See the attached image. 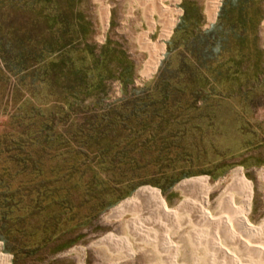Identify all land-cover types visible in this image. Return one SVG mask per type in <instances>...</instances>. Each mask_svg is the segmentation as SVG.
<instances>
[{
  "label": "rangeland",
  "instance_id": "obj_1",
  "mask_svg": "<svg viewBox=\"0 0 264 264\" xmlns=\"http://www.w3.org/2000/svg\"><path fill=\"white\" fill-rule=\"evenodd\" d=\"M147 1L0 0V209L4 215L0 222V257L7 258L8 264H170L173 259L180 264L182 257L191 262L202 247L193 244L198 231L183 224L185 218L174 223L172 243L178 245L169 252L158 243L157 247L147 244L141 234L131 230L132 224L150 223L155 215L119 216L117 212L111 214L112 210L139 189L147 188L154 190L169 210L179 211L183 196L177 186L182 181L202 180L212 186L229 180L238 169L251 189L246 219L252 226L264 219V0H255L246 11L248 19L242 22L243 29L236 36L228 33V47L233 53L236 49L243 53L231 55L234 64L230 74L234 75L223 80V71L222 80L219 77L217 83L213 82L211 94L204 101L192 103L183 117L154 120V140L145 142L147 135L140 139L145 146L138 149L142 163L134 179L126 182L129 166L112 165L109 161L104 165L99 159L92 164L94 170L89 162L81 167L80 171L87 173L81 180L78 173L71 179L66 177L69 165L60 156L63 150L44 149L43 138L30 146H19L33 130L31 110L40 107L44 112L59 107L61 87L73 83L74 77H58L63 72L61 66H69L62 65L59 57L65 63L69 59L74 62L81 84L82 78H92V101L101 102L103 108L130 98L133 91L144 89L155 78L166 60L167 43L186 17L188 32H192L188 48L201 58L190 63L195 68L203 64L207 55H203L196 36L217 22L223 0L218 1L212 22L206 13L208 0H179L174 4L162 0L163 5L178 12L176 17L173 14L176 22L163 40L160 18L150 12ZM186 2L190 4L187 12ZM259 16L261 20L257 22ZM142 39L163 46L149 77L141 74L148 59V52L140 44ZM184 39L182 36L180 44H184ZM42 47L59 53L46 60L44 54L39 67L33 54ZM184 52L185 48L178 46L174 58L179 59ZM7 59L12 61L13 74H8L2 63ZM23 68L26 71H21ZM42 77L51 81L49 89L54 97L41 94ZM59 119L55 117V124ZM116 131L105 136L103 147L126 149L124 133ZM91 171L98 175L94 184L87 187ZM185 174L189 177L173 183ZM129 186H134V190L127 194ZM3 188L12 192L11 198H4ZM46 189L57 192L58 201L38 199V193ZM217 194L209 193V202ZM119 197L116 204L103 210V205ZM148 232L155 233L158 240L163 233L152 229ZM105 237L111 238V243L98 245Z\"/></svg>",
  "mask_w": 264,
  "mask_h": 264
},
{
  "label": "trees",
  "instance_id": "obj_2",
  "mask_svg": "<svg viewBox=\"0 0 264 264\" xmlns=\"http://www.w3.org/2000/svg\"><path fill=\"white\" fill-rule=\"evenodd\" d=\"M254 3L255 0H223L217 22L210 30L199 31L197 33L196 38L202 47L203 55H207V58L203 60V64H199L197 68L191 65L190 62L201 60V58L198 57L199 55L195 56V54L199 53H192L188 48V37L192 35V32H188L187 17L184 18L177 25L172 38L167 43L166 60L155 78L146 84L144 89L133 91L130 98L117 100L114 103L105 105L104 108L101 102L95 103L92 101V78H82L83 83L81 84L74 62L69 59L65 63L62 57H59L62 65L69 63V66H61L63 72H60L58 77L60 80H63L64 76L67 78L74 77L73 83H70L66 87H61V96H58L61 97L62 105L59 107L54 106V108H48L44 112L41 111L40 107L31 110L34 117L32 115L30 119L35 120L30 128L33 130L26 136V139L21 140L19 146H30L43 138L46 140L42 141L44 149L46 147L53 149L54 147V150H63L60 156L62 155V161L69 165L66 177L71 179L78 173V179L81 180L87 174L85 171H80L81 167L86 162H89V166H92L96 159L101 160V164L104 165L109 161L112 165L129 166L131 169L125 173L127 176L126 182L134 179L136 177L135 172L142 163V157H140L138 149L145 146L141 145L140 139L142 135H147L148 138L145 142L154 140L151 136L153 135L151 128L155 124L154 120L165 117L170 119L183 117V113L187 111L192 103L194 104L199 100L204 101L206 99L205 96L211 94L213 82L217 83L216 79L220 78L222 80L220 75H223V71H225L223 80L228 81V77L234 75L230 74L231 64H234L231 55L236 53L237 56H240L243 53L240 49L239 51L237 49L234 50V53L231 51L228 47V39H230L228 33L231 31V34L236 36L238 34L236 32L239 29H243L241 27L244 25L242 22L248 19L246 11L251 9ZM185 5L188 7L186 9L187 12L190 10V4L186 2ZM230 14L231 16H229ZM256 19L259 22L261 17L259 16ZM236 22L239 23L237 26L227 27V24H236ZM182 36L186 38L183 40L184 44H180ZM180 45L185 48V52L179 59H175L174 51ZM48 48L42 47L36 49V53L33 54V59L35 58L39 61V67L43 64L44 54H46V60L51 54L59 53L58 51L53 52ZM225 55L230 56L228 59H225ZM27 57L26 60L28 62L30 61V52L29 56L27 54ZM3 62L6 65L5 68H8L7 73L13 74L11 59L3 60ZM227 65L228 68L226 67ZM21 67L23 66L21 65ZM21 71L26 70L23 68ZM195 73L198 74V80L195 79ZM55 77H57L56 73ZM50 82L46 77L41 78V94L47 97H54L51 94L52 91L49 89ZM31 94L36 96L35 93L31 92ZM55 117L60 118L58 124H55ZM66 119H69V121H66ZM62 122H65L64 126L58 127ZM164 122L168 123L167 121ZM116 129L119 133H124V140L127 144L126 149L120 148L116 150L117 147L111 146L108 148L101 145L102 141L106 140L104 139L105 136L114 133ZM104 160L106 161L104 162ZM14 161L16 162V160ZM91 169L94 170L93 166ZM89 174L91 176H89L87 187L94 184L98 175L94 171H91ZM187 177H189L188 174L179 176L174 179L173 183ZM128 188L130 191L127 194L132 193L134 186H129ZM7 190L8 188H3L2 190L4 191L2 193L5 199H9L13 195L12 192ZM57 195V192L54 190L46 189L43 193H38V199L46 202H56L58 201ZM104 195L107 196L108 194ZM103 196L102 198H104ZM120 198L103 205V210L116 204ZM60 203L64 207L65 202L63 199H61ZM3 216V210L0 209V222H2Z\"/></svg>",
  "mask_w": 264,
  "mask_h": 264
},
{
  "label": "bare ground",
  "instance_id": "obj_3",
  "mask_svg": "<svg viewBox=\"0 0 264 264\" xmlns=\"http://www.w3.org/2000/svg\"><path fill=\"white\" fill-rule=\"evenodd\" d=\"M217 1L209 0L207 4L210 19L217 7ZM158 6L163 18L161 37L165 38L171 26L176 22V19H170V16L178 12L168 9L160 3ZM104 17L106 20V12ZM140 42L143 49L148 52V59L143 65L141 74L144 77H149L163 46L160 43L150 44L146 39H142ZM261 176L264 180V173ZM177 189L183 196L179 211L169 210L154 190L142 188L136 191L132 198L125 200L112 210L111 214L117 212L120 214L119 216H123L125 214L148 215V213H152L156 216L152 222L141 225L132 224L131 230L141 234L147 244L151 243L150 245L156 246L158 243L169 252L175 250L178 245L172 243V238L176 234L174 223L179 218H185L183 224L198 231L192 238L193 244L202 248L200 254L194 257L191 262L182 257L180 264H264V219L257 226L250 225L246 219L245 215L251 200V189L244 181L240 169L235 170L229 180L218 181L212 186H208L202 180L189 179L182 181ZM209 193H218L212 202L208 200ZM151 217L149 218L151 219ZM151 229L153 232L158 230L163 232L162 236L160 234L159 240L155 238V233L148 232ZM110 239L105 237L98 242V245L107 246L104 243H111ZM80 252L82 251L80 250ZM172 261L170 264H177L174 259ZM8 263L7 258L0 257V264Z\"/></svg>",
  "mask_w": 264,
  "mask_h": 264
},
{
  "label": "crops",
  "instance_id": "obj_4",
  "mask_svg": "<svg viewBox=\"0 0 264 264\" xmlns=\"http://www.w3.org/2000/svg\"><path fill=\"white\" fill-rule=\"evenodd\" d=\"M172 4H174V3H176V2H178L179 0H169ZM218 1H220V0H218ZM218 1H217V6H218ZM208 2H209V0H208ZM147 3H148V5H149V9H150V12L151 13H157L158 14V16H159V18H160V23L161 24H163V18H162V16H161V14H162V12H161V14H160V8H159V6H158V4L160 3L161 5H163V3H162V0L160 1V0H157L156 2H153V0L151 1V0H148L147 1ZM208 4V3H207ZM152 6V7H151ZM163 6H165V5H163ZM165 7H167V6H165ZM168 9H174V10H176L175 8H173V7H167ZM217 8V7H216ZM216 10V9H215ZM214 10V11H215ZM207 12V16H208V20H209V22H212L214 19H215V16H216V12H217V10H216V12H215V15H214V12H213V17H212V19H210V16H209V13H208V5H207V10H206ZM172 16H173V14L170 16V19H172ZM177 15L176 14H174V17H176ZM149 18L151 19V24H154V22H153V20H152V17H151V15H149ZM161 36V35H160ZM161 39L163 40L164 38H162L161 37Z\"/></svg>",
  "mask_w": 264,
  "mask_h": 264
}]
</instances>
